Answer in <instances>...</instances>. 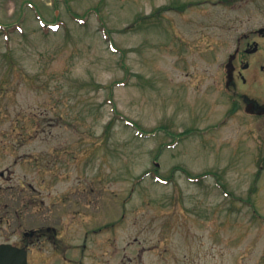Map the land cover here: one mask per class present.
Here are the masks:
<instances>
[{
    "label": "rangeland",
    "instance_id": "374dc122",
    "mask_svg": "<svg viewBox=\"0 0 264 264\" xmlns=\"http://www.w3.org/2000/svg\"><path fill=\"white\" fill-rule=\"evenodd\" d=\"M213 1L0 0V243L51 226L28 264H264L263 142L222 79L247 16Z\"/></svg>",
    "mask_w": 264,
    "mask_h": 264
},
{
    "label": "flooded vegetation",
    "instance_id": "af4514ba",
    "mask_svg": "<svg viewBox=\"0 0 264 264\" xmlns=\"http://www.w3.org/2000/svg\"><path fill=\"white\" fill-rule=\"evenodd\" d=\"M201 3L205 4L207 2ZM174 4V9H180L182 11L192 5V3L180 1ZM211 6L229 10L239 15L247 16L240 19V23H245L244 25L249 27V29L235 38V50L232 54H229L226 63L228 64L229 60L231 59V63L229 64L231 68V79L229 81L226 80L228 74L226 64L224 65L225 78L223 73L222 79L223 81L225 79L224 88L231 92L230 96L234 101L233 112L238 110L239 106V108L241 107L243 109V112L252 117V122H256V130L259 132L260 141L262 140L263 142V145L260 146V151L264 152V126H262L260 129L258 128V126L261 124L264 125V0H216L211 2ZM251 57L252 62H250ZM251 66L253 72L252 82H255V84L263 83V88L257 89V93L252 97L245 94H240L237 97V100L234 96L235 94L233 95V93H235V85L238 83L247 82L245 73L251 68ZM260 159L261 158L259 157L258 160ZM258 167L261 169V171L264 169L262 163H259ZM1 176H3V173H1ZM41 231L42 230L24 232L21 245H16L27 252V264L28 252L31 250V245L34 243L32 239L34 237L48 238L49 234L51 237H55L56 235V229L51 226H47L45 228L44 236ZM82 250L84 251L85 248H82ZM73 254H75V256H84L83 252H74ZM65 264L79 263L74 262L73 259V262L67 261ZM104 264H108V262Z\"/></svg>",
    "mask_w": 264,
    "mask_h": 264
},
{
    "label": "water",
    "instance_id": "95a60500",
    "mask_svg": "<svg viewBox=\"0 0 264 264\" xmlns=\"http://www.w3.org/2000/svg\"><path fill=\"white\" fill-rule=\"evenodd\" d=\"M0 264H26V252L10 244H0Z\"/></svg>",
    "mask_w": 264,
    "mask_h": 264
},
{
    "label": "trees",
    "instance_id": "16d2710c",
    "mask_svg": "<svg viewBox=\"0 0 264 264\" xmlns=\"http://www.w3.org/2000/svg\"><path fill=\"white\" fill-rule=\"evenodd\" d=\"M109 37V33L107 34V38ZM122 65V67H124L125 69H126V66L124 65V64H121ZM126 72H127V70H126ZM132 124V123H131ZM135 128H137V129H139L135 124H132Z\"/></svg>",
    "mask_w": 264,
    "mask_h": 264
}]
</instances>
